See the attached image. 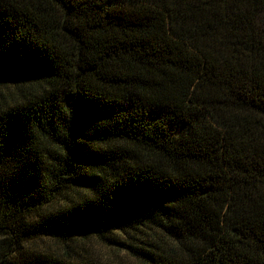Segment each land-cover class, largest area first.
I'll return each mask as SVG.
<instances>
[{
	"label": "trees",
	"instance_id": "obj_1",
	"mask_svg": "<svg viewBox=\"0 0 264 264\" xmlns=\"http://www.w3.org/2000/svg\"><path fill=\"white\" fill-rule=\"evenodd\" d=\"M0 264H264V0H0Z\"/></svg>",
	"mask_w": 264,
	"mask_h": 264
},
{
	"label": "rangeland",
	"instance_id": "obj_2",
	"mask_svg": "<svg viewBox=\"0 0 264 264\" xmlns=\"http://www.w3.org/2000/svg\"><path fill=\"white\" fill-rule=\"evenodd\" d=\"M37 245L45 247L49 251H51V248L54 249L53 244L51 242L47 243L46 240L40 241L39 243H37ZM86 248H87L88 252L92 256H94V257H96L97 259H100V260H110V261L114 262V261H119L121 258H122L123 261L128 259L125 254L116 253V252L114 253L108 247L100 245L99 243H97L95 241L94 242H90V244H87ZM79 251L82 252V249H79Z\"/></svg>",
	"mask_w": 264,
	"mask_h": 264
}]
</instances>
